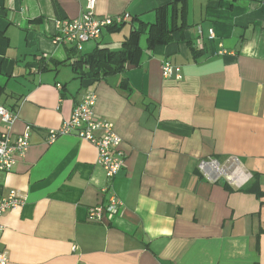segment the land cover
<instances>
[{"label": "crops", "instance_id": "obj_1", "mask_svg": "<svg viewBox=\"0 0 264 264\" xmlns=\"http://www.w3.org/2000/svg\"><path fill=\"white\" fill-rule=\"evenodd\" d=\"M86 5L0 0V106L17 112L15 133L33 128L26 156L0 173L2 195L26 196L1 219L8 264H264V0H97L99 18L129 20L81 51L55 44L57 20ZM162 18L178 29L153 46ZM99 48L140 50L95 81L73 61ZM165 61L181 79L163 76ZM91 92L95 119L122 139L113 180L90 142H49ZM210 161L237 183L207 176ZM113 195L120 211L91 219Z\"/></svg>", "mask_w": 264, "mask_h": 264}, {"label": "built area", "instance_id": "obj_2", "mask_svg": "<svg viewBox=\"0 0 264 264\" xmlns=\"http://www.w3.org/2000/svg\"><path fill=\"white\" fill-rule=\"evenodd\" d=\"M97 0H87L86 11L77 18L68 17L57 20V34L54 36L55 44L66 42L74 45L81 51L83 44L101 38L102 30L106 27L120 26L129 20V16H116L99 18L96 14ZM215 36L211 31V39ZM163 76L167 79H181V68L165 61L162 64ZM61 88V87H60ZM98 96L95 92L87 94L84 100L76 106L70 120L64 122L59 129L49 131V142L65 135H75L82 140L93 144L98 152V163L103 167L109 180H113L125 166V157L120 148L121 137L115 132L114 125L106 120L95 119V106ZM0 119L5 129L0 134V173L12 171L18 162L23 159L32 142L33 128L27 126L21 134L13 131L18 120V114L4 106H0ZM201 170L210 178L212 174L225 176L231 183H237L231 176H227L225 168L217 161L202 162ZM218 179V178H217ZM227 180V181H228ZM26 196L20 190L12 191L9 195H2L0 189V239L4 232L1 219L10 210L24 205ZM122 204L113 195L109 204L98 205L90 209L89 216L95 221H101L106 213L109 217L120 211ZM9 254L0 249V264H8Z\"/></svg>", "mask_w": 264, "mask_h": 264}, {"label": "trees", "instance_id": "obj_3", "mask_svg": "<svg viewBox=\"0 0 264 264\" xmlns=\"http://www.w3.org/2000/svg\"><path fill=\"white\" fill-rule=\"evenodd\" d=\"M163 9L164 8L158 9V13ZM171 23L172 26L170 28L168 25H165L166 21L162 18L161 22L157 24V26L162 30L163 35L157 37L153 41V46L157 45V43L167 44L172 40V33L176 31L178 27L175 21ZM117 27L118 26H111V28ZM131 41L133 46V42L135 41V39H132ZM130 46L131 44L128 45V47ZM139 50L140 49L136 48V50L132 51V53L130 54L127 50L122 52H113L109 51L108 49L99 48L94 54L90 56H85L79 59L77 62L73 61V64H79V67H84L87 71L83 72V74L90 79L98 81L105 78L109 74L123 70L125 63H127L128 59H132L131 56H133L136 52L138 53Z\"/></svg>", "mask_w": 264, "mask_h": 264}, {"label": "rangeland", "instance_id": "obj_4", "mask_svg": "<svg viewBox=\"0 0 264 264\" xmlns=\"http://www.w3.org/2000/svg\"><path fill=\"white\" fill-rule=\"evenodd\" d=\"M69 70V69H68Z\"/></svg>", "mask_w": 264, "mask_h": 264}]
</instances>
